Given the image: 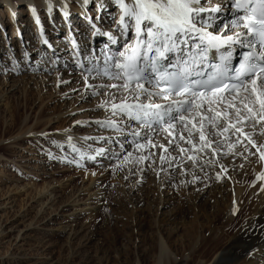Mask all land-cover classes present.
<instances>
[{"label": "rangeland", "instance_id": "rangeland-1", "mask_svg": "<svg viewBox=\"0 0 264 264\" xmlns=\"http://www.w3.org/2000/svg\"><path fill=\"white\" fill-rule=\"evenodd\" d=\"M105 1H109L110 5H106L105 10L106 6L102 4L104 8L101 7V11L100 8L96 10L101 1H91L88 6L91 14L87 12L86 16L85 7L75 10L79 20L72 23L70 30L79 35L75 43L81 40L85 46L77 57H68L70 50L64 49V46H73V33H69L58 18L38 15L42 17L41 23L47 21V26L56 28L54 36L46 35L43 32L46 28L41 27V23H37V29L42 31L43 36L31 30L36 21L26 14L29 8L26 3L22 4L23 13L19 11L22 19L18 20L19 23H26L22 31H27L28 36L14 38L17 34L14 30L16 19L0 29V264H157L154 253L156 237L169 238L173 249L181 247L186 223L196 218L206 223L205 218H210L213 207L217 205L215 201L226 203L234 186L255 185L254 178L245 183L243 181L244 169H252L259 159V154H252L255 148L244 150L246 141L235 145L234 151L239 155L228 153L226 145L220 147L228 154L212 155L209 150H205V154L199 153L185 142L188 133L181 126L175 127L178 123L175 122L171 137L159 130L151 133V144L164 145L162 149L152 147L146 138L147 129L143 122L124 115L113 117L110 108L98 107L106 98L104 91L93 95L85 89L84 73L77 65L79 60L86 66L90 61L102 65L104 56L119 50L124 43V40L119 41L110 52V49L100 46L101 41L93 35L98 30L117 36L113 31L116 30L115 19L119 18V8L113 0ZM219 3L221 0H210L207 6ZM2 11L1 17L9 16L4 13L6 6ZM43 12L47 14L44 6ZM58 12L56 9L54 16ZM226 13L230 14L226 11L223 15ZM103 14L109 17V21H105L107 26L101 28L103 20L100 15ZM89 18L96 29L90 26ZM221 21V18L217 20V27ZM1 23L2 20L0 28ZM55 36L63 47H59ZM45 39L47 44H44ZM47 48L55 54H47ZM109 82L107 78H89L91 84ZM118 96L116 102L120 100ZM109 119L118 121V126H107ZM77 121L81 123L77 124ZM67 129L79 134L82 140L101 138L97 143H105L104 150L109 151L103 154L95 152L91 160L90 149L81 150L73 141L69 143L56 138L57 131ZM135 132H139V136L134 135ZM180 135L185 140H179ZM224 135L230 137L229 142H235L231 132ZM168 139L173 143L169 144ZM118 140H124L127 145L118 149ZM193 141L196 143L195 136ZM255 142L259 145L260 141L257 138ZM136 145L142 147L137 148ZM184 145L187 152L180 150L185 149ZM81 153L84 155L81 156ZM191 153L195 154L192 156ZM204 157L214 163L204 165ZM69 160L73 163H68ZM223 165L228 174L224 173L225 177L221 169ZM214 170L220 172L219 179ZM195 173L201 177L197 186L195 182H187ZM11 180L27 186L13 189ZM93 181L99 184L105 196L94 214H89L87 210L79 214L76 227L81 230L69 238L60 226L73 207L68 205L63 208V205L71 202L79 190L83 191L81 196L87 199L89 196L83 190L86 187H83ZM204 183L207 184L202 187ZM47 184L44 192L56 189V202L36 214L39 208L36 202L38 191ZM9 196H12V203L7 201ZM23 210L29 213L27 219L14 223ZM30 221L32 225L26 226Z\"/></svg>", "mask_w": 264, "mask_h": 264}, {"label": "snow or ice", "instance_id": "snow-or-ice-1", "mask_svg": "<svg viewBox=\"0 0 264 264\" xmlns=\"http://www.w3.org/2000/svg\"><path fill=\"white\" fill-rule=\"evenodd\" d=\"M115 2L120 12L119 18H114L119 36L109 39L118 43L123 38V45L106 54L102 65L91 61L87 66L80 64L85 89L93 95L104 91L106 98L98 107L110 108L113 117L124 115L143 122L150 144L151 133L159 130L171 137L174 123L179 122L188 133L186 140L183 135L179 140H185L198 152L209 150L216 155L221 152L220 145H226L228 153L239 155L234 147L243 140L247 142L244 150L255 148L252 154H259V160L264 161V144L257 145L252 138L253 134L264 135V0H221L210 7V0ZM88 3L84 0L85 5ZM226 11L231 20L221 21L217 27V20ZM63 14L68 16L66 6ZM89 23L96 29L91 18ZM97 33L98 30L93 35ZM44 43L48 41L45 39ZM73 46L79 51L75 41ZM237 46L244 49L238 60ZM90 76L115 83L91 84ZM117 95L121 97L119 102ZM106 124L117 127L118 121L109 119ZM229 131L236 138L234 143L224 135ZM133 134L139 136V132ZM71 141L69 136L68 142ZM97 151L103 154L104 149ZM258 178L264 179V173Z\"/></svg>", "mask_w": 264, "mask_h": 264}, {"label": "bare ground", "instance_id": "bare-ground-1", "mask_svg": "<svg viewBox=\"0 0 264 264\" xmlns=\"http://www.w3.org/2000/svg\"><path fill=\"white\" fill-rule=\"evenodd\" d=\"M78 1L79 3H77ZM91 1L93 0H89V3L85 5L84 0H0L1 2L0 11H2L3 8L6 6V11H4V13L6 12V14H9V16H7L6 14H3L7 16L6 18H4L3 16L1 17L0 15V20H2V23H1L2 27L0 29L4 28L5 26L4 24L10 23L11 21H15L16 19L17 22L15 23L13 22L15 26L14 30L15 32H17L14 38H16L17 36H21L22 39L27 37L28 32L25 31V33H23L22 31V28L27 25L26 23H23L25 25H23L21 22L19 23L18 19L19 18L22 19V15H20L21 13H23L22 4L29 3V5L27 4L29 8H28V11H26V14L28 13V16L36 21L31 29L32 31L33 30L36 31L37 35L40 37L43 36L42 31L40 32V29H37V18L39 19V24L41 23V20H42V17L39 18L40 16L38 17V15L52 17V19L58 18L61 21V23L65 24L66 28H68V32L73 33L72 34L73 36L71 35L72 36L71 44H73V41H75L76 38L78 39L79 35H77L76 32L70 30L71 25L72 23H75L79 20L77 19L78 17L77 11H79V9L80 10L83 9L82 7H85L86 9H88V13L91 14V10L88 7L89 4H91ZM99 1L101 2H99V4L97 5V8H96L97 11L99 8H100L99 10L101 11L102 4L104 7L106 5L107 6L110 5L109 1H105V0H99ZM113 1L115 2V0ZM43 6L45 7L48 15L45 14V12H43ZM49 6H51V11H49ZM65 6L68 12L67 17H65L63 14L65 10ZM107 6L105 8L104 7L102 8L106 10ZM33 9H35V15L33 14ZM56 9L59 10L58 12L59 14L54 16ZM19 11L21 12L20 14H19ZM117 11H118L117 13L120 14L119 9ZM13 13L15 14L17 13V15L13 17L12 16ZM104 13L107 14L106 11ZM105 14L100 15V17H102V20H103V24H100L101 28H104L103 26H107L104 24L105 21L107 20L109 21V17ZM86 15L87 13L85 14V16ZM231 18H232L231 14L229 13H226L225 15H223V17H221V19L225 22L231 20ZM85 19H87V17ZM217 23L218 22H216V24ZM40 25L41 27L46 28L43 31L44 33H46V35L51 34L52 36H54V34L57 33V30L55 27L54 29L50 25L47 26L48 25L47 21L41 23ZM75 28H77V30L80 29L79 27H77V25L75 26ZM210 30H213V29H210ZM53 32L55 33L53 34ZM103 32L98 31V33L96 34V38L99 41H101V43L99 44L100 46L105 47L107 50L110 49V52H111L113 51L114 47L118 43H111L109 39V36H111V34L108 33L109 36L108 35L105 36L102 34ZM113 32L117 33V36H119V32L117 31V29ZM55 37H56V40H58V36H55ZM22 39L19 40L20 43L22 42ZM121 40H124V39L120 38L119 41ZM82 42L84 41L78 40L76 43L79 51H77L76 48H74V46L72 45L66 46V47L64 46V49L70 50V52L68 53V57L70 58L73 56L77 57L78 53L83 52V50L85 49V46L82 45ZM58 44H59V47H63L62 42L59 41ZM0 45H1V42H0ZM48 50L49 51L47 54H51V55L55 54V51L53 53L50 51V49ZM103 51L105 52V49H103ZM110 52H107V53H110ZM238 55H239V51L237 50L236 57ZM1 60L2 59L0 58V63H2ZM170 60L173 63L175 62L174 58L170 57ZM79 61L80 62L77 65L78 67L81 64V60ZM58 81L59 79L56 80V85ZM110 82L115 83V81H110ZM9 92L11 93V91ZM225 95L227 94L225 93ZM118 97L119 99L121 98L120 96ZM229 98L231 99V97ZM70 110H72V108H70ZM26 120L27 118L25 119V121ZM194 121L195 120L193 119L192 122ZM177 126L182 127V125L179 122L176 123L175 127ZM244 130L249 131V132L252 131L251 129H248V128H245ZM43 131L45 130L43 129ZM185 132L187 134L186 130ZM23 133L15 135L14 137H12V139L20 137L21 135H23ZM69 136L72 138L73 142L78 144L81 150L90 149L88 151L91 152L90 156L92 157L95 152H98L97 151L98 149H105V146H107L105 145V143L100 144V145L97 143V140L99 141L101 139L99 137L95 140H92V139L82 140L79 134L74 133L70 129L59 130L56 132V138H60L64 142L68 141ZM252 138L254 140H257L258 138V141H260L259 145L262 144L264 141V135L253 134ZM119 142H120L119 146H117L118 149L124 148L127 145V143H125L124 140L119 141ZM231 142H233V140H231ZM183 147L185 149L187 148L186 145H184ZM1 148L2 147H0V151H2ZM220 148H221L220 153L221 154L225 153L226 150H223L222 147ZM108 151L109 149H106V151L104 150L103 153H107ZM203 153L205 154V152ZM191 154L193 156L195 153H191ZM217 155H220V154L218 153ZM206 157H204V159L202 158L203 164L208 163V160ZM61 158H63L62 155H61ZM109 158H111V155ZM223 168L225 169L224 165H223ZM244 171H245V175H244V172L242 174L244 183L250 180L251 178H254L255 185L254 186L243 185L241 187H238L237 185L234 186V188L232 189L230 193V197L226 203L222 204L220 200L215 201L216 202L215 204L217 205L213 207L214 211L212 212V215L210 216V218L204 217L205 219H207L206 223L204 222L205 220L197 221V218H196L197 216L195 217L196 219H194V221H191V223L189 224L186 223V227L182 231L181 247L179 246L173 249L171 245V240L169 238L167 239V238L156 237L154 253H156L155 261L157 264H264V179L258 178L261 175V173H264V161H260L259 159H257V162L255 163V166L252 167V169L245 168ZM214 173L217 174V171L214 170ZM222 173L224 174L225 171ZM225 174H224V177H225ZM230 178L232 182H235L232 176H230ZM200 179L201 177L195 173L192 175V177L188 179V181L187 180L186 181L188 183L195 182L197 186L198 185L197 183L199 182ZM235 179L237 181V178ZM183 180H185V178ZM12 182L14 183L13 189L25 188L27 186L26 184H23V183L19 184L17 181H12ZM207 183H209V187H210V180ZM207 183L202 184V187H205ZM46 187H48V184L44 187H40L38 191L37 199H36L37 193L34 197L36 199L37 205H39V208L36 211L37 212L36 214L44 212V209L46 208V206H48L49 204H51L52 206L56 202L55 199H56L57 190L54 189L50 191L48 190V192H44V189ZM99 187L100 186L98 183H95L94 181L90 182L87 186L83 187L85 188L83 190H86V195L89 196L87 199L81 196V194H83V191L79 190L80 191L79 194H77L76 196L73 195L74 197L71 202H69L67 205H63V208L68 205H71L73 207L72 212L66 214L65 216L66 221L64 222V224L60 226L62 227V229H64V231L68 233L69 238H73V236L76 235L81 230L80 228H78V226L76 227V224H77L76 221L78 219L79 214H81V212L86 211V210L88 211L89 214L91 213L94 214L95 211L97 210V206H99L98 204L102 203L101 200L103 199V196H105L104 195L105 192L103 191L102 188L100 189ZM204 189L206 188H203V190ZM11 198L12 196L7 197V201H9V203L13 202ZM195 198H197V195L195 196ZM200 210H202L201 207H200ZM203 214L204 213L202 212V215ZM28 215L29 213L27 211H24V210L21 211L18 214V216L15 218L14 223H16L17 221L21 222L23 220H26ZM32 223L33 222L30 221L28 225L26 226H31Z\"/></svg>", "mask_w": 264, "mask_h": 264}]
</instances>
